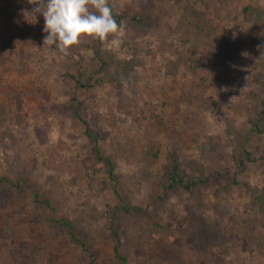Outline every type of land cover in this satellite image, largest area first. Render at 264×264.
I'll return each mask as SVG.
<instances>
[{
	"label": "rangeland",
	"instance_id": "obj_1",
	"mask_svg": "<svg viewBox=\"0 0 264 264\" xmlns=\"http://www.w3.org/2000/svg\"><path fill=\"white\" fill-rule=\"evenodd\" d=\"M118 13L143 16L147 23L125 22L119 47L101 42L98 51L113 56L88 89L63 80L66 70L91 71L92 53L62 56L43 45L44 19L30 14L27 0H0V244L27 247V264H111L115 239L106 231L104 211L119 199L153 211V183L175 151L189 173L198 160L209 184L194 194L176 188L157 203L163 230L154 218L114 220L120 252L128 264H170L152 254L167 243L185 255L184 264H264V223L242 186L215 196L223 184L217 171L251 188L264 187V127L253 135L246 122L264 99V0H109ZM261 10L260 18L242 8ZM192 7L214 28L200 37L191 61L177 30L180 15ZM84 38L80 44L89 43ZM182 58V61L179 58ZM194 66V67H193ZM84 80V79H83ZM72 95L75 101L71 100ZM78 102V103H77ZM99 136L101 154L115 161L114 195L104 166L92 157L82 124L72 106ZM250 152L243 172H235L242 146ZM156 157L150 151H157ZM28 182L46 197L54 215L77 223L90 236L83 253L49 222L53 212L32 199ZM125 223L132 224L129 233Z\"/></svg>",
	"mask_w": 264,
	"mask_h": 264
},
{
	"label": "trees",
	"instance_id": "obj_2",
	"mask_svg": "<svg viewBox=\"0 0 264 264\" xmlns=\"http://www.w3.org/2000/svg\"><path fill=\"white\" fill-rule=\"evenodd\" d=\"M111 6V5H110ZM112 12L117 23L131 22L135 26H143L147 23V19L143 16H129L123 13H118L112 6ZM242 15L245 18H250L251 20H256L261 17V10H256L250 6L243 7ZM211 22L207 18H203V13L195 10L192 7L187 8V10L180 15L178 20L177 30L179 32L181 42L186 44V51L191 54L186 58L185 63L191 61L195 66H200L199 60H196L192 54L196 51L198 40L200 37L208 38L213 32V27ZM111 37V36H110ZM109 37V38H110ZM101 45V41L91 39L89 43L79 44L73 46L69 54H78L80 50H89L92 53V60L95 62V68L91 71L81 70L77 67V70H66L62 78L67 81H74L75 89H88L92 87L91 81L100 73L103 69L105 70L108 65H111L112 55L108 56L102 54L98 51ZM182 61V58H179ZM194 67V66H193ZM84 79V80H83ZM98 79V78H95ZM250 99L259 104L258 110L254 115H247L246 122L249 125V130L253 135H261L262 127H264V99L260 100V95L254 92H248L246 94ZM75 96L72 95L71 100L75 101ZM78 103V102H77ZM72 119L74 121H79L82 124V134L87 138L92 146L91 157L97 162L104 166V171L110 181L113 188L114 195H119L118 193V179L115 173V161L109 155L101 154L99 147V136L90 129L88 123L83 120L80 116L78 107L72 106ZM158 150L153 152L150 151L152 157H156ZM235 172H243L245 162L251 161L250 152L246 146H242L241 152L235 158ZM189 169V173H186L181 169V164L179 162L178 156L175 151L170 154L168 164L162 166V172L160 176H157L155 183H153V195L151 198V204H156L153 206L152 210H147L146 207H138L123 201L121 198L120 202L114 207H107L104 211V218L106 221V231L111 235L115 242L112 247L111 264H128L129 257L126 254L120 252V239L119 235L116 233L114 228V220L119 215L122 218H128L130 216L146 218L147 214H152L154 221L151 227L154 232H159L163 230V226L160 225L159 216L156 214L155 210L157 203L159 201L165 200L169 192L179 188L188 194H194L198 192L199 189H204L209 184V175L206 174L204 166L198 160L190 161L189 165H186ZM230 168L220 169L213 176L218 177L222 175L223 184L221 187L214 190L213 194L217 196L222 192H227L232 186H242L249 193V201L253 206H256L259 210L260 216L262 218V223H264V187L259 189L251 188L246 183L239 182L235 175H230ZM21 181L24 186L30 188L32 199L38 203L44 205L51 212H53L51 218L49 219L50 224L57 230L65 232L70 240L75 243L83 253L89 251L90 236L81 234L80 228L77 227V223L72 222L62 216L54 215V210L51 207L50 201L46 197H42L38 194L35 187H32L28 182ZM0 183L5 185H10L15 188L20 187V181L13 182L8 178L1 176ZM133 228L132 224L125 223L124 232L129 233ZM30 252L27 247L11 248L4 244H0V264H27V259L30 256ZM152 254L164 261H168L170 264H184L185 255L182 251L175 250L171 245L167 243H157L155 249H153ZM107 264V263H106Z\"/></svg>",
	"mask_w": 264,
	"mask_h": 264
},
{
	"label": "clouds",
	"instance_id": "obj_3",
	"mask_svg": "<svg viewBox=\"0 0 264 264\" xmlns=\"http://www.w3.org/2000/svg\"><path fill=\"white\" fill-rule=\"evenodd\" d=\"M33 5L30 14L44 19L46 33L43 45L62 56H67L73 46L84 38L101 42L110 41L119 47L125 33V25L117 23L109 0H27Z\"/></svg>",
	"mask_w": 264,
	"mask_h": 264
}]
</instances>
